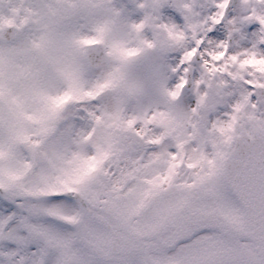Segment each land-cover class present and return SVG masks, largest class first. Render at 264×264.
<instances>
[{"label":"snow or ice","instance_id":"obj_1","mask_svg":"<svg viewBox=\"0 0 264 264\" xmlns=\"http://www.w3.org/2000/svg\"><path fill=\"white\" fill-rule=\"evenodd\" d=\"M38 6L66 11L42 26L53 63L44 66L38 127L16 135L10 156L0 161L10 180L23 171L18 184L0 186V264H55L46 235L65 225L51 210L76 198L71 190L34 195L20 187L36 183L54 163L77 160L83 166L107 157L113 146L119 149L116 164L123 165L118 167L122 175L134 168L148 185L171 183L174 166L199 164L201 170L186 183L219 188L229 171L224 133L232 128L235 112L242 104L264 112V69L248 63L264 60V0H110L72 8L49 0ZM30 36L36 32L21 30L0 45L27 43ZM61 49L64 55L58 54ZM89 49L100 57L94 60ZM134 58L144 63L143 79L132 75ZM52 82L55 87L48 88ZM181 108L193 112L195 124L145 142L141 124L160 132L181 118ZM114 125L127 130L126 142L113 139ZM11 132L5 117L0 141ZM186 137L198 153L187 163L178 152L187 146ZM209 143L213 152L199 151ZM81 145L83 153L77 151ZM181 194L173 187L159 202ZM206 219L193 215L177 220L176 227L197 240L209 226Z\"/></svg>","mask_w":264,"mask_h":264},{"label":"rangeland","instance_id":"obj_2","mask_svg":"<svg viewBox=\"0 0 264 264\" xmlns=\"http://www.w3.org/2000/svg\"><path fill=\"white\" fill-rule=\"evenodd\" d=\"M52 2L72 8L80 4L102 5L110 0H52ZM40 3L47 4L49 0H0V28L6 22H13L16 27L15 34L21 30L36 32V36H30L27 43L16 42L8 46L0 45V123H3L7 117L12 124V132L8 138L0 141V161H6L10 156L16 143V135L38 127L37 121L43 112V103L38 92L45 86L43 84L44 66L53 63V56L45 52L47 42L41 38L42 26L46 23L57 22L66 9L64 7L41 8L38 6ZM100 11L102 12V10ZM82 22L83 20H81ZM58 54L64 55L63 50H59ZM261 62V59L256 58L248 60V63L256 65L258 69ZM132 64L133 77L143 79L145 66L142 59L134 58ZM47 87L54 88L55 83H49ZM185 108L179 110L181 118L178 121L169 123L175 127L176 134H179L186 125L196 123L193 112L185 111ZM259 128L264 131V112L252 111L242 104L234 114L232 128L227 129L224 136L227 137L228 143L241 134H250L254 129ZM166 129L173 130V128ZM113 132L115 133L113 139L116 138L120 142L127 141L126 129L114 125ZM139 132L145 142L148 137L158 136L154 126L147 123L139 126ZM172 134L174 133L172 132ZM230 137L232 138L230 139ZM189 138H185L186 144ZM217 140L218 142L222 141L223 137L217 134ZM205 147L209 153L214 148L211 143ZM195 148V145L189 147L193 157L198 155L197 152H194ZM110 149L115 153L108 159L103 161V156H97L83 166L77 160H60L38 177L36 183L30 184L27 188L20 186L21 190L32 191L34 195H38L44 191H65L66 188H71L73 194H81L87 202L97 207L98 212L105 213L113 223L138 233L164 224L166 218H175L179 213V206L175 205L177 200L184 199V211L186 208H192L194 202L189 203L186 200V195L191 194L194 190L185 188L184 183L187 178L198 173L196 170L194 171V168L186 169L187 176L180 171L174 175L176 179L171 184L178 190H182L181 195L171 200L165 199L164 203H160V197L156 195L155 191H152L149 197L154 200L140 210L137 203L141 197L139 191L143 186L138 180L133 182L131 187L127 188L126 185L124 190H118V187L123 185L126 180L137 175V170L128 168L127 174L122 175L118 171V167L122 168L123 165L117 166L116 164L119 149L109 146ZM77 151L83 153L84 146H79ZM181 151L184 153V147L181 148ZM21 176H23V171L17 173L15 180H10L7 169L0 168V186L18 184ZM176 183L181 184L183 188L177 186ZM200 186H197L196 192L200 191L198 188ZM147 198L142 199L141 206H144L148 201ZM221 205L223 206L221 207ZM81 208L80 203L75 200L74 203L63 208L51 210L55 216L61 218V222L65 225L60 231H52V236L50 235L47 242V245L53 250L55 264H63V256L67 254H72L69 264H260L250 242L219 232H205L199 239L188 238L185 243L177 246L160 245L149 241L148 250L145 248L147 241H142L139 244V249L135 252L114 255L107 245L108 231ZM220 209L226 216L239 218L243 215L238 202L228 194L220 200ZM67 216H70L71 219H62ZM71 220L73 221L70 222ZM67 222L71 226H68ZM167 229L172 230V226ZM49 234L51 232H48V236ZM77 235V241L73 240L77 238ZM48 236L46 235V239Z\"/></svg>","mask_w":264,"mask_h":264},{"label":"water","instance_id":"obj_3","mask_svg":"<svg viewBox=\"0 0 264 264\" xmlns=\"http://www.w3.org/2000/svg\"><path fill=\"white\" fill-rule=\"evenodd\" d=\"M13 27L4 28L3 38L11 37ZM93 59H98L100 53L89 49ZM229 171L225 179L242 203L248 220L249 229L243 232L253 241L261 260L264 263V135L255 132L251 137H240L235 148L227 156ZM207 221H219L212 217ZM112 238L109 244L113 251L121 248L130 249V234H118L109 227ZM181 230H178L180 232ZM155 233L152 232L150 236ZM145 234L144 236H147ZM149 236V235H148Z\"/></svg>","mask_w":264,"mask_h":264},{"label":"flooded vegetation","instance_id":"obj_4","mask_svg":"<svg viewBox=\"0 0 264 264\" xmlns=\"http://www.w3.org/2000/svg\"><path fill=\"white\" fill-rule=\"evenodd\" d=\"M204 204L206 203V202H203Z\"/></svg>","mask_w":264,"mask_h":264}]
</instances>
